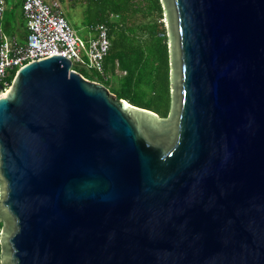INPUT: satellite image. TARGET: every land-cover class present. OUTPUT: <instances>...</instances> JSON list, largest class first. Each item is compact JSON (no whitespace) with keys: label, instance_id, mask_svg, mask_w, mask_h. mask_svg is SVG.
<instances>
[{"label":"water","instance_id":"95a60500","mask_svg":"<svg viewBox=\"0 0 264 264\" xmlns=\"http://www.w3.org/2000/svg\"><path fill=\"white\" fill-rule=\"evenodd\" d=\"M166 118L63 56L0 87L1 264H264V0H161Z\"/></svg>","mask_w":264,"mask_h":264},{"label":"trees","instance_id":"16d2710c","mask_svg":"<svg viewBox=\"0 0 264 264\" xmlns=\"http://www.w3.org/2000/svg\"><path fill=\"white\" fill-rule=\"evenodd\" d=\"M74 1H80L85 7L87 28L97 24L108 27L111 48L101 83L133 106L153 111L162 118L168 117L171 67L161 0ZM14 78L15 74L10 84Z\"/></svg>","mask_w":264,"mask_h":264},{"label":"built area","instance_id":"2783aa9c","mask_svg":"<svg viewBox=\"0 0 264 264\" xmlns=\"http://www.w3.org/2000/svg\"><path fill=\"white\" fill-rule=\"evenodd\" d=\"M7 2L0 0V19L4 17ZM22 11L28 31L26 41L1 38L0 87L3 91L10 88L12 76L21 68L51 56H63L73 66L78 64L105 75L104 64L111 48L107 25L90 26L91 35L84 43L65 18L60 0H22ZM2 231L0 221V255Z\"/></svg>","mask_w":264,"mask_h":264},{"label":"rangeland","instance_id":"374dc122","mask_svg":"<svg viewBox=\"0 0 264 264\" xmlns=\"http://www.w3.org/2000/svg\"><path fill=\"white\" fill-rule=\"evenodd\" d=\"M8 7H9L8 11H10L9 14L11 13L12 15L13 14L12 0L9 1ZM62 10L65 18L72 25L73 29L76 31L79 38L85 43L91 34L89 33V29H88L89 27L87 28L85 24L87 17H86L85 7L83 6V4L80 1L79 2L77 1L75 3L74 0H65V2L62 3ZM73 67L76 70L82 72L84 76L87 77L90 81L97 80L100 81V83L102 82L101 81L102 75H100L96 71L78 64H75Z\"/></svg>","mask_w":264,"mask_h":264},{"label":"crops","instance_id":"0c3cea01","mask_svg":"<svg viewBox=\"0 0 264 264\" xmlns=\"http://www.w3.org/2000/svg\"><path fill=\"white\" fill-rule=\"evenodd\" d=\"M9 1L10 0H8L6 5L4 17L0 19V43L2 36H6L10 40L17 39L18 41L24 43L27 39L28 31L22 11V0H12V15L11 13L9 14L10 11H8Z\"/></svg>","mask_w":264,"mask_h":264}]
</instances>
